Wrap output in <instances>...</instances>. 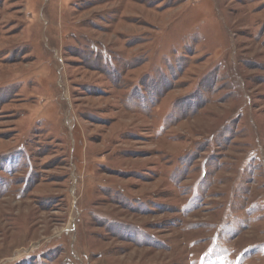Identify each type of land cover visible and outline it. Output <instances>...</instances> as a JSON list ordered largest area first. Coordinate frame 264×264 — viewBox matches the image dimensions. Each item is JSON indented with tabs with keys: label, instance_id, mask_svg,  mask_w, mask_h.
Returning <instances> with one entry per match:
<instances>
[{
	"label": "rangeland",
	"instance_id": "1",
	"mask_svg": "<svg viewBox=\"0 0 264 264\" xmlns=\"http://www.w3.org/2000/svg\"><path fill=\"white\" fill-rule=\"evenodd\" d=\"M0 264H264V0H0Z\"/></svg>",
	"mask_w": 264,
	"mask_h": 264
}]
</instances>
